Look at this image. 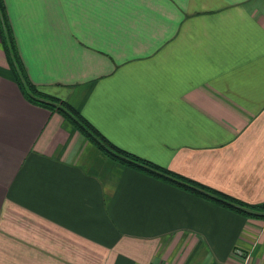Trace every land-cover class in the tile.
Masks as SVG:
<instances>
[{"label": "crops", "instance_id": "1", "mask_svg": "<svg viewBox=\"0 0 264 264\" xmlns=\"http://www.w3.org/2000/svg\"><path fill=\"white\" fill-rule=\"evenodd\" d=\"M4 4L36 87L114 146L264 205V0ZM0 264H264V218L105 158L24 95L0 39Z\"/></svg>", "mask_w": 264, "mask_h": 264}, {"label": "trees", "instance_id": "2", "mask_svg": "<svg viewBox=\"0 0 264 264\" xmlns=\"http://www.w3.org/2000/svg\"><path fill=\"white\" fill-rule=\"evenodd\" d=\"M0 39L12 75L24 95L30 101L40 104L53 113L61 115L79 133L95 145L105 158H108L121 166L177 187L204 200L212 201L238 214L254 218H264V205H243L223 194H219L216 191L175 174L152 162L138 158L137 156L114 146L69 103L48 95L36 87L28 78L21 61L4 0H0Z\"/></svg>", "mask_w": 264, "mask_h": 264}, {"label": "built area", "instance_id": "3", "mask_svg": "<svg viewBox=\"0 0 264 264\" xmlns=\"http://www.w3.org/2000/svg\"><path fill=\"white\" fill-rule=\"evenodd\" d=\"M235 254L238 255V256H240V257H244V253L242 251H240V250H237L235 252Z\"/></svg>", "mask_w": 264, "mask_h": 264}, {"label": "rangeland", "instance_id": "4", "mask_svg": "<svg viewBox=\"0 0 264 264\" xmlns=\"http://www.w3.org/2000/svg\"><path fill=\"white\" fill-rule=\"evenodd\" d=\"M264 212V211H263Z\"/></svg>", "mask_w": 264, "mask_h": 264}]
</instances>
